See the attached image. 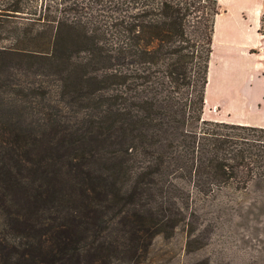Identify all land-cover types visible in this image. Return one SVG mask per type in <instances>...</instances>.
<instances>
[{
  "label": "trees",
  "instance_id": "obj_1",
  "mask_svg": "<svg viewBox=\"0 0 264 264\" xmlns=\"http://www.w3.org/2000/svg\"><path fill=\"white\" fill-rule=\"evenodd\" d=\"M5 1L0 264H142L227 192L264 212V127L203 117L219 0Z\"/></svg>",
  "mask_w": 264,
  "mask_h": 264
},
{
  "label": "crops",
  "instance_id": "obj_2",
  "mask_svg": "<svg viewBox=\"0 0 264 264\" xmlns=\"http://www.w3.org/2000/svg\"><path fill=\"white\" fill-rule=\"evenodd\" d=\"M219 2L205 109L216 111L211 119L264 127V0Z\"/></svg>",
  "mask_w": 264,
  "mask_h": 264
},
{
  "label": "rangeland",
  "instance_id": "obj_3",
  "mask_svg": "<svg viewBox=\"0 0 264 264\" xmlns=\"http://www.w3.org/2000/svg\"><path fill=\"white\" fill-rule=\"evenodd\" d=\"M4 5L0 0V8ZM222 31L220 26L218 37ZM215 116L213 107L204 110L205 119ZM253 196L227 192L210 200L193 234L205 241H196L188 251L186 231L158 237L142 264H264V212L254 206Z\"/></svg>",
  "mask_w": 264,
  "mask_h": 264
}]
</instances>
